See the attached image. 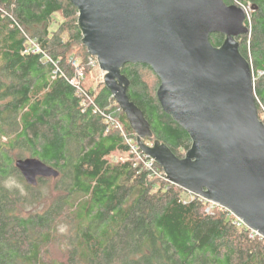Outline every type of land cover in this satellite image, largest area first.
<instances>
[{"label":"trees","instance_id":"1","mask_svg":"<svg viewBox=\"0 0 264 264\" xmlns=\"http://www.w3.org/2000/svg\"><path fill=\"white\" fill-rule=\"evenodd\" d=\"M224 2L252 6L249 33L237 41L253 71L258 110L264 107V0ZM0 7L7 12H0V264H264V238L251 237L228 210L206 212L209 202L155 176L133 155L112 158L129 147L100 112L135 134L102 81L79 87L68 81L73 62L87 77L88 61L95 59L82 43L78 10L69 0H0ZM25 34L58 71L42 54L24 52ZM223 40L210 35L216 47ZM121 72L130 100L150 124L153 138L145 142L157 139L183 157L192 141L163 111L158 76L141 63ZM27 157L54 167L58 177L28 185L15 167ZM11 173L32 196L6 185ZM39 185L50 187L51 200L28 212L39 200Z\"/></svg>","mask_w":264,"mask_h":264},{"label":"water","instance_id":"2","mask_svg":"<svg viewBox=\"0 0 264 264\" xmlns=\"http://www.w3.org/2000/svg\"><path fill=\"white\" fill-rule=\"evenodd\" d=\"M78 10L82 43L105 73L103 83L125 114L140 150L168 182L217 204L264 238V124L258 118L253 71L237 38L246 14L224 0H69ZM224 36L214 46L211 34ZM158 76L163 111L191 138L177 157L152 139L149 122L130 100L126 64ZM15 167L28 185L59 171L27 157Z\"/></svg>","mask_w":264,"mask_h":264},{"label":"built area","instance_id":"3","mask_svg":"<svg viewBox=\"0 0 264 264\" xmlns=\"http://www.w3.org/2000/svg\"><path fill=\"white\" fill-rule=\"evenodd\" d=\"M241 7H244V6H241ZM0 12L3 13V14H5V15H7L6 14L7 12H5L4 9L1 8V7H0ZM10 18L13 20L12 16H10ZM14 23H15V25H18L17 22L14 21ZM20 29L23 32V30H22L21 27H20ZM25 36L27 38V43L28 44H27L24 52L25 53H32V54H42L45 59H47L52 64H54V66L57 68L55 71H58L57 64L55 62H53L51 60V58L42 50V48L39 46V44L37 43V41L35 39L30 38L26 34H25ZM88 64L92 68L91 71L93 69H95V68H98L99 69L96 58L95 59L90 58L89 61H88ZM73 65L75 67V75H74L73 78L68 79V81H69L70 84L79 87L85 81V79H86V73H85L84 67L79 66L76 62H73ZM104 75H105V73L100 70L99 71L98 78L102 82L104 80ZM86 99H87V101L89 103H92V99L89 96H86ZM95 111H98V109L96 107H95ZM100 113L105 117L106 122L108 123L109 127H112L113 129H116L117 131L120 132L122 138L124 139V142L129 147L130 154L133 155L134 157H136L137 159L141 160V162H143L146 167H148L149 169L152 170V172H153L154 175L160 176L165 181H168L167 178H166V175L164 173V170L160 166H158L156 164V162L152 158H150L149 156H147L146 154H144L140 150V148L138 147V145H137V143L135 141V138L129 136L125 132V130L123 129L122 124L119 121H117L111 114L105 115L102 112H100ZM257 113H258L259 120L261 122H263V124H264V107L262 105L259 106V109L257 110ZM212 205L219 206V205L214 204V203H212ZM236 219H237L236 220L237 221L236 222L237 225H242V224L244 225V223L240 219H238V218H236ZM255 235H259V234H257L256 232H254V231L251 230L250 236L253 237Z\"/></svg>","mask_w":264,"mask_h":264},{"label":"rangeland","instance_id":"4","mask_svg":"<svg viewBox=\"0 0 264 264\" xmlns=\"http://www.w3.org/2000/svg\"><path fill=\"white\" fill-rule=\"evenodd\" d=\"M239 6V5H238ZM241 7V6H240ZM243 10H244V12H245V14H246V20H245V22L246 21H250L251 20V11H252V6H250V5H248V6H246V7H241ZM56 18H57V20H61V17H60V15L58 14L57 16H56ZM56 27H57V24L56 23H54L53 25H52V27H51V29H56ZM99 69L98 68H95V69H93L92 71H89L88 73H87V77H86V79H85V83L87 84L88 82L89 83H96V81H99V78H98V75H99ZM135 138V141H136V137H134ZM145 141V140H144ZM153 141V140H152ZM152 141H151V143H152ZM137 143V142H136ZM146 143H148V142H146ZM150 143V142H149ZM129 155H131L130 154V152H128L127 154H116V155H114L112 158L114 159V160H117V161H125V160H128V159H130V157H129ZM27 156V155H26ZM135 160L137 161V162H140L141 160H139V159H137L136 157H135ZM155 176H157V175H155ZM157 177H160V176H157ZM161 178V177H160ZM162 179V178H161ZM164 180V179H163ZM168 182V181H167ZM6 185L8 186V187H15V188H18L24 195H26V196H28L29 195V197H30V195L32 196V192H30V193H28V191H27V188L25 187V185H24V183L16 176V175H14V174H10V176L8 177V179L6 180ZM48 188V189H47ZM35 195H37L38 196V201H36V203L34 204V206H29L28 207V209H26L28 212H35V211H41L42 209H44L48 204H49V202H50V200H51V191H50V187L48 186H45V185H39L38 187H37V191L35 192ZM202 200H204V201H207V200H205V199H203V198H201ZM207 202H209V201H207ZM210 204H209V206L208 207H206V209H205V211L206 212H209L210 210H212V208L214 207V205H212V203L211 202H209ZM215 207H217V208H221V209H225V208H223V207H221V206H215ZM226 210V209H225ZM233 215V214H232ZM234 216V215H233ZM235 217V216H234ZM236 218V217H235Z\"/></svg>","mask_w":264,"mask_h":264}]
</instances>
